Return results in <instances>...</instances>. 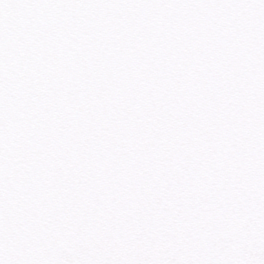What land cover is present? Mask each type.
I'll return each instance as SVG.
<instances>
[{
  "label": "snow or ice",
  "instance_id": "6c2138e0",
  "mask_svg": "<svg viewBox=\"0 0 264 264\" xmlns=\"http://www.w3.org/2000/svg\"><path fill=\"white\" fill-rule=\"evenodd\" d=\"M0 264H264V0H0Z\"/></svg>",
  "mask_w": 264,
  "mask_h": 264
}]
</instances>
